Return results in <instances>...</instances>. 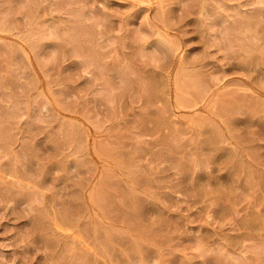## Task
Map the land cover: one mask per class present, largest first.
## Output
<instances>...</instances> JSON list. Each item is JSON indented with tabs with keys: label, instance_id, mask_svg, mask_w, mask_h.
<instances>
[{
	"label": "rangeland",
	"instance_id": "rangeland-1",
	"mask_svg": "<svg viewBox=\"0 0 264 264\" xmlns=\"http://www.w3.org/2000/svg\"><path fill=\"white\" fill-rule=\"evenodd\" d=\"M0 177V264H264V0H0Z\"/></svg>",
	"mask_w": 264,
	"mask_h": 264
},
{
	"label": "bare ground",
	"instance_id": "bare-ground-1",
	"mask_svg": "<svg viewBox=\"0 0 264 264\" xmlns=\"http://www.w3.org/2000/svg\"><path fill=\"white\" fill-rule=\"evenodd\" d=\"M133 2H134V1H133ZM1 31H2V30H1ZM3 32H4V31H3ZM163 36H164V35H163ZM163 36H162V38H166V37H163ZM158 39H159V38H158ZM2 40H3V39H2ZM160 40H161V39H160ZM165 40H166V39H165ZM171 40H172V39H171ZM160 43L164 44V43H167V42H166V41H163V39H162V40L160 41ZM168 43H169V42H168ZM169 44H170V43H169ZM166 45H167V44H166ZM170 45H172V44H170ZM170 45H169V46H170ZM174 45H175V44H174ZM158 46H159V45H158ZM170 48H171V50H172V47H170ZM172 51H173V50H172ZM172 51H171V52H172ZM177 51H178V50H177ZM164 54H165V53H164ZM167 61H168V60H167ZM171 63H172V62H171ZM165 65H166V64H165ZM169 65H171V64H169ZM167 66H168V65H167ZM167 66H166V67H167ZM165 69H166V68H165ZM167 70H168V69H167ZM182 70H183V69H182ZM185 71H186V70H185ZM183 72H184V71H183ZM161 73H162V72H161ZM180 73H182V72H180ZM164 74H165V73H164ZM177 74H179V73H177ZM154 75H155V74H154ZM157 76H158V75H157ZM180 76H183V77H184V75H180ZM163 77H164V76H163ZM172 77H173V76H172ZM172 77H171V75H169V76L167 77L166 81H164V79H161V80H162V84H161L162 86L160 85V83L158 84V82H157L156 84H158V85L161 86V87H163V86L165 85V88L168 86L169 88L171 87V89H172V86H173V85H172V84H173V78H172ZM147 78H148V77H147ZM159 78H162V76L159 77ZM159 78H157V79H159ZM174 78H175V79H174V80H175V81H174V85H175L176 83H178V79H180V78H179V76H178L177 81H176L177 76H175ZM153 79H154V78H153ZM189 80H190V79H189ZM163 81L166 82V83L163 84V83H164ZM181 81H182V80H180V82H181ZM193 81H194V80H193ZM196 82H197V81H196ZM180 84H181V83H180ZM182 85H184V84H182ZM197 85L199 86L198 82H197ZM194 86H195V85H194ZM156 87H158V86H156ZM176 87H177V84H176ZM176 87H175V88H176ZM184 87H185V86H184ZM184 87H181V86H180L179 88H181V90H182V89H184ZM179 88H178V89H179ZM201 88H202V86H201ZM185 89H186V88H185ZM199 89H200V88H199ZM150 90H151V89H150ZM153 90H154V92H153V91H151V92H153V93L156 92V93L154 94V95H156V94H157V91L155 90V88H154ZM159 90H160V89H159ZM159 90H158V91H159ZM162 90H163V89H162ZM162 90H161V92H162ZM179 90H180V89H179ZM181 90H180V91H181ZM196 90H198V89H196ZM164 92H166V91H164ZM176 92H177V91H176ZM153 93H152V94H153ZM145 95H146V94H145ZM149 95H150V94H149ZM173 95H175V94H173ZM201 95H202V94H201ZM201 98H202V96H201ZM174 99H175V98H174ZM174 99H173V100H174ZM202 100H203V99H202ZM179 101H180V100H179ZM196 101H197V100H196ZM160 102H161V101H160ZM173 103H175V102H173ZM175 104H176V103H175ZM195 105H196V104H195ZM152 118H153V117H152ZM155 124H156V123H155ZM161 124H162V123H161ZM205 127H206V126H205ZM5 128H7V127H5ZM3 129H4V128H3ZM6 130H7V129H6ZM212 132H213V131H212ZM5 133H6V131H5ZM1 135H2V134H1ZM6 135H7V134H6ZM204 135H205V134H204ZM213 135H214V133H213L211 136H213ZM209 137H210V136H209ZM218 137H219V136H218ZM3 138H4V137H3ZM5 138H6V137H5ZM214 138H215V137L212 138V143L214 142L213 140L216 139V138H215V139H214ZM208 139H209V138H208ZM217 139H218V138H217ZM217 139H216V141H217ZM205 140H206V139H205ZM210 140H211V138H210ZM218 140H219V139H218ZM3 141H4V139H3ZM7 141H8V140H7ZM205 142H206V141H205ZM208 142H211V141L208 140ZM217 142H218V141H217ZM4 143H5V141H4ZM5 145H6V144H5ZM5 145H4V146H5ZM205 145H207V144H205ZM215 145H216V144H215ZM6 146H7V145H6ZM7 149H8V148H7ZM94 149H95V148H94ZM95 153H96V152H95ZM2 160H3V159H2ZM3 165H4V164H3ZM16 166H17V165H16ZM3 169H4V168H3ZM103 170H104V169H103ZM6 172H7V171H6ZM14 173H15V172H14ZM24 173H25V172H24ZM2 174H3V173H2ZM2 174H1V177H2ZM3 175L5 176V174H3ZM4 176H3V179H6V176H5V178H4ZM14 176H15V175H14ZM1 177H0V184H5V181H4L3 179H1ZM15 177H16V176H15ZM10 178H11V177H10ZM43 178H44V177H43ZM1 181H2V182H1ZM3 181H4V183H3ZM9 182H10V181H9ZM9 182H8V183H9ZM2 186H5V185H2ZM1 191H2V190H1ZM4 191L6 192L5 189H4ZM22 193H23V192H22ZM24 193H25V192H24ZM8 194H9V193H8ZM88 195H89V194H88ZM93 196H94V195H93ZM91 197H92V196H91ZM103 200H104V197H103ZM77 202H78V201H77ZM74 203H75V202H74ZM92 203H93V202H92ZM133 203H134V202H133ZM106 204H107V203H106ZM110 204H111V203H110ZM130 204H131V203H130ZM82 205H83V204H82ZM86 206H87V205H86ZM111 206H112V205H111ZM128 206H129V205H128ZM80 207H81V206H80ZM134 207H135V206H133V208H134ZM141 207H142V206H141ZM126 208H127V206H126ZM72 209H73V208H72ZM81 209H82V208H81ZM114 209H115V208H114ZM136 209H137V208H136ZM79 210H80V209H79ZM140 210H141V209H140ZM134 212H135V211H134ZM80 213H81V212H80ZM93 213H95V212H93ZM139 213H140V212H139ZM60 214H61V213H60ZM60 214H59V215H60ZM77 214H78V213H77ZM124 214H125V213H124ZM135 214H136V213H135ZM54 215H55V214H54ZM126 215H127V214H126ZM94 216H95V215H94ZM105 216H106V215H105ZM78 217H79V216H78ZM122 217H123V216H122ZM60 220H61V218H60ZM125 221H126V219H125ZM130 221H131V220H130ZM59 222H60V221H59ZM62 222H63V221H62ZM59 224H60V223H59ZM256 224H257V223H256ZM77 225H78V224H77ZM75 228H76V227H75ZM110 228H111V227H110ZM259 228H260V227H259ZM261 228H262V227H261ZM72 229H73V228H72ZM111 229H112V228H111ZM71 232H72V231H71ZM95 236H96V235H95ZM101 236H102V235H101ZM106 236H107V235H106ZM97 237H98V236H97ZM97 237H96V238H97ZM105 238H106V237H105ZM105 238H104V239H105ZM107 238H108V237H107ZM110 238H111V237H110ZM94 239H95V238H94ZM234 239H235V238H234ZM108 240H109V238H108ZM113 241H114V239H113ZM74 242H75V241H74ZM95 242H96V240H95ZM227 242H228V241H227ZM98 243H99V242H98ZM109 243H110V242H109ZM51 244H52V243H51ZM82 245H83V244H82ZM108 246H109V245H108ZM130 246H131V245H130ZM93 247H94V246H93ZM104 247H106V246H104ZM219 247H221V246H219ZM100 248H101V247H100ZM112 248H113V247H112ZM224 248H225V247H224ZM96 249H97V248H96ZM200 249H201V248H200ZM218 249H219V248H217V250H218ZM230 249H231V248H230ZM83 250H84V249H83ZM83 250H82V251H83ZM87 250H88V249H87ZM217 250H216V251H217ZM218 251H219V250H218ZM224 251H225V250H224ZM85 252L87 253V251H85ZM96 252H97V251H96ZM105 252H106V251H105ZM109 252H110V251H109ZM133 252H134V251H133ZM201 252H202V251H201ZM77 253H78V252H77ZM217 253H218V252H217ZM258 253H259V252H258ZM91 254H92V253H91ZM111 254H112V253H111ZM133 254H134V253H133ZM222 254H223V253H222ZM222 254H221V255H222ZM228 256H229V255H228ZM244 256H246V255H244ZM78 257H80V256H78ZM133 257H134V256H133ZM200 257H201V256H200ZM205 257H206V256H205ZM205 257H204V258H205ZM216 257H217V256H216ZM227 258H228V257H227ZM232 258H233V256H232ZM214 259H215V258H214ZM78 260H79V258H78ZM78 260H77V261H78ZM90 260H91V259H90ZM208 260H209V259H208ZM233 260H234V259H233ZM80 261H81V260H80ZM82 261H83V260H82ZM229 261H230V259H229ZM242 261H243V264H244V260H242ZM256 261H257V260H256ZM230 262H231V261H230ZM230 262H229V263H230ZM233 262H234V261H233ZM235 262H236V260H235ZM249 262H250V261H249ZM79 263H80V262H79ZM80 264H81V263H80ZM83 264H84V263H83ZM93 264H94V263H93ZM213 264H214V263H213ZM240 264H241V263H240ZM258 264H259V263H258Z\"/></svg>",
	"mask_w": 264,
	"mask_h": 264
}]
</instances>
